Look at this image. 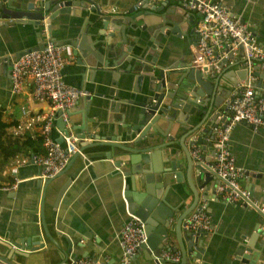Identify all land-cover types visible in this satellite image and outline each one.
Returning <instances> with one entry per match:
<instances>
[{
    "label": "crops",
    "instance_id": "1",
    "mask_svg": "<svg viewBox=\"0 0 264 264\" xmlns=\"http://www.w3.org/2000/svg\"><path fill=\"white\" fill-rule=\"evenodd\" d=\"M7 1L12 9L8 8L6 11L19 9L29 12L25 9L26 6L30 4L36 7L40 0H3L4 4ZM92 1L99 7L101 14L110 15V18L115 20L122 18V15L130 10L132 12L145 10L140 5L133 9L134 4L140 0ZM215 1L227 7L234 17L246 22L257 42L264 49V2L262 0ZM146 5L149 4L146 3ZM154 5L162 6L160 13H164L166 20L172 23L170 29L178 33L168 45L171 51L170 56H172L171 53L175 55L177 52L178 59L187 60L190 58L189 47L195 40L193 29L198 20V13L183 9L178 0H161ZM85 17L87 20L90 18L88 15ZM91 21L94 23H91L86 30L93 42L100 36L98 32L102 29L99 28V24L95 25V19ZM82 23L79 17L61 14L50 21L47 30L56 43L64 44L68 41L66 34L78 32ZM40 27V23L34 24L31 20L1 24L0 49L18 50L38 45L43 38ZM39 37H41L40 42H38ZM184 43L188 49L187 53L186 49L183 50ZM182 50L185 56L179 54ZM233 55V59H238L239 51L237 50ZM63 57L66 61L61 68L63 81L68 85L85 90L89 97V99L77 98L72 107L68 109V119L75 135L79 130L73 127L82 126L85 120L93 122L88 125L94 127L99 135H103L118 121L131 123V114H135L138 107L135 104L127 103L125 106L121 104L123 111H115L111 99L109 100L105 95H108L109 90H119L136 95L137 91L144 88L143 80L139 82L134 74L122 73L117 69L96 68L93 72L81 76L80 69L82 68L74 64L75 58L68 47H65ZM230 62L229 59L220 62L222 72L231 69ZM218 85L222 92L229 89L230 93H233L237 90L231 87L227 78L219 81ZM31 87L27 80L22 91L18 95H13L10 90L9 76L0 66V110L3 119L14 121V124L7 128V132L12 135L27 134L30 137H36L39 134L40 122L34 121L24 125L22 121L24 117L20 113L21 108L27 109L32 115L44 114L49 110L47 102L35 101L32 98ZM195 121L191 119L189 122L195 123ZM56 124L59 128L58 126L61 125L59 119ZM204 126L206 124L201 125V127ZM165 128L168 129L166 126ZM169 133L177 139L180 132H175L174 128H170ZM155 138H159V135L155 134ZM202 139L211 142L208 135ZM141 144L142 142L136 145L141 147ZM77 148L82 149L83 152L79 150L80 152H75L76 156L73 153L67 157L65 164L59 170H64V172L47 183L45 190L42 188L43 180L47 178L40 175L41 165L31 159V154L34 153H18L7 162L0 163V239L6 242L11 239L18 240L20 236L28 234L30 228L36 226L40 230L41 240L44 243L41 248L38 247L33 252L31 257L27 258L11 253L12 248L0 243V256L4 257L3 260L0 259V264H6L4 260L14 264H59L65 259L64 251L67 248L65 261L85 256L98 259L101 264H119L120 247L115 238L127 213L121 202L118 180L108 173L111 160L100 158L108 147L79 148L77 144ZM229 149L235 164L244 171V175L239 179V186L250 192V198L247 202L234 203H223L216 199L208 200L207 211L211 216L212 225L210 230L202 235V251L198 252V259L193 258V263L231 264L233 249L239 242H242V239H247L251 235L253 227H258L263 232L255 235L251 255L254 254V264H264V220H260L257 211L251 207L254 205L264 212V129L253 130L245 123H236L229 133ZM160 151L162 150L157 149L147 153H157L158 156ZM133 154L138 155V153ZM34 155H43V153ZM209 157H211V150L206 147L203 158L209 159ZM154 161L155 163L152 164L154 167L160 164L168 165V161L164 162L160 157ZM178 169L183 173L182 181L174 182L170 179L171 172L166 173L162 185H169L164 188L162 197L164 196L163 199L171 207H181L182 210L191 203L192 194L184 179L183 161ZM245 173L259 174V177L253 176L246 180ZM69 176H72V179L54 207L55 196ZM157 185H160V182ZM196 190L198 192L197 203H199L203 199L204 191L202 188ZM160 191L159 189L157 192L160 194ZM43 229L48 231L51 239L46 238ZM129 264L153 263L144 259L141 252L139 254L136 252L130 258Z\"/></svg>",
    "mask_w": 264,
    "mask_h": 264
},
{
    "label": "water",
    "instance_id": "2",
    "mask_svg": "<svg viewBox=\"0 0 264 264\" xmlns=\"http://www.w3.org/2000/svg\"><path fill=\"white\" fill-rule=\"evenodd\" d=\"M140 1V6L145 10L138 12L130 10L122 15V18L115 20L111 19L110 15L101 14L99 7L92 0H40L36 7L30 4L26 6L25 9L29 12L16 8L10 12L6 11L8 8L12 9V6L8 1L4 4L3 0H0V25L27 20L39 24L41 19L45 18L48 28L50 21L61 14L79 17L83 21L80 30L67 33L68 41L64 44L56 43L54 38L50 37L55 44L69 48L75 58L74 64L82 68L81 76L93 72L96 68L117 69L122 73L134 74L139 82L143 80L144 88L137 91L136 95L119 90H109L108 95H105L106 98L111 99L115 111H123L121 104L124 106L127 103L135 104L138 107L136 113L131 114L130 124L118 121L103 135H99L94 127L88 125L93 122L85 120L82 126L73 127L79 130L76 135L77 144L79 148L108 147L100 158L111 160L108 173L117 178L120 185L121 202L127 213L123 223L129 218V214L143 222L145 241L140 244L137 253L141 252L144 259L152 261L153 264H195L193 258H199L198 252L202 251L201 237L204 233L192 232L183 227L182 222L197 202L196 189H203L202 198L206 199L207 203L208 200L215 199L214 192L218 178L210 172L205 165L206 162L191 159L189 144L195 143L200 147V157L205 153L206 147L211 150L212 156L211 142L204 141L202 138L208 135L211 140L212 127L216 125L217 116L222 110L221 102L230 91L227 89L222 92L218 83L227 78L231 87L238 88L239 81L245 78L247 71L242 60L238 58L230 62L231 69L212 77L208 74L207 68L200 70L191 66L190 53V58L187 60L183 58V61L178 59L177 52L175 55L171 53L172 56H170L171 51L168 45L178 33L170 29L172 23L166 20L164 13H160L162 6L146 5L145 0ZM85 15L90 18L87 20ZM91 19H95V25L99 24V28L102 29L98 32L100 36L93 42L86 30L91 23H94ZM40 41L41 37L38 38V42ZM41 48L42 44L38 43L25 49H0V66L10 77L11 65L19 56ZM185 49L187 53L188 49L184 43L183 50ZM183 50L179 54L185 56ZM196 56L199 57L198 54ZM232 57L231 53H228L227 57L222 58L221 61ZM251 72L260 83L264 79V63H254ZM79 98L89 99L88 95ZM60 112V109H56L53 113L50 139L63 148V139L58 133L65 132L61 119L58 118ZM58 119L61 123L59 128L56 124ZM191 119H195V123H190ZM203 124L206 126L201 127ZM170 128L180 132L177 139L169 133ZM155 134L159 135V138H155ZM141 142V147H137L136 144ZM157 149L162 150L158 156L157 153H147ZM79 150L82 151V149ZM143 153L146 155H142ZM159 157L164 162L168 161V165L160 164L154 167L152 164ZM211 158H203V160L211 161ZM181 161L184 163V179L192 194L191 203L182 210L181 207H171L163 199L164 196L162 197L164 188L169 185H162L166 173L171 172L170 179L174 182L182 181L183 173L178 169ZM63 172L64 170L58 171L43 180V190L47 183ZM253 176L259 177V174L245 173L246 180ZM71 179L72 176H69L59 189L54 199V207ZM159 182L160 185H157ZM159 189L160 194L157 192ZM251 207L257 211L260 220H264V212L254 205ZM259 225H261L260 222ZM251 232L247 239H242V242L233 249L231 264H254V254L251 255L254 248L253 240L256 234H261L263 231L253 227ZM27 233L20 236L18 240L11 239L6 242L0 239V243L12 248L13 254L24 258L31 257L33 252L38 247L41 248L44 243L41 240L40 230L36 226L30 228ZM43 233L46 238L51 239L48 231L43 229ZM35 237L36 239H33ZM115 239L118 242V233ZM177 249L180 254L177 262L161 256V251ZM64 252L65 259L59 264L65 262L68 248ZM3 258L0 256V259L3 260ZM4 262L14 264L9 263L8 260Z\"/></svg>",
    "mask_w": 264,
    "mask_h": 264
},
{
    "label": "built area",
    "instance_id": "3",
    "mask_svg": "<svg viewBox=\"0 0 264 264\" xmlns=\"http://www.w3.org/2000/svg\"><path fill=\"white\" fill-rule=\"evenodd\" d=\"M161 0H145L147 4H155ZM180 6L188 11L198 13V20L194 26L195 40L189 47L191 66L207 68L210 76L222 72L221 59L228 53L234 57L239 51V58L246 69V75L239 81V87L233 93H228L221 102L222 110L217 116V123L212 127L211 146L213 154L211 161H204L200 157V147L189 144V155L193 160L206 162L217 178L215 199L223 203L238 201L247 202L250 192L239 186V179L244 175L243 169L235 164L229 149V133L231 128L239 122L249 125L253 130L264 129V79L258 83V78L252 75L254 63H264V49L257 42L248 24L234 17L230 10L215 0H178ZM140 5L136 2L133 9ZM40 31L43 36L42 48L26 52L19 56L11 65L10 90L18 95L25 82L31 84V95L35 101L47 102L49 110L44 114H31L21 108L24 117L23 124L38 121L43 155L31 154V159L42 167L40 175L49 178L56 174L65 164L67 157L80 152L77 148V137L71 129L68 119V109L77 98L86 96L83 89L66 84L61 75V68L65 64L63 53L65 46L55 44L47 30L45 18L41 19ZM199 55V57L196 56ZM233 57L227 60H233ZM210 68V69H209ZM60 109L59 118L65 132L59 131L64 143L60 147L50 139V126L53 113ZM223 117V119H222ZM222 119V120H221ZM183 227L192 232L206 233L211 228V216L207 211V200L196 202L194 207L184 217ZM145 234L143 222L134 215L123 223L118 231V245L120 247L119 264H129L130 258L144 243ZM165 259L177 261L179 252L161 251ZM61 264H101L92 257H76Z\"/></svg>",
    "mask_w": 264,
    "mask_h": 264
},
{
    "label": "trees",
    "instance_id": "4",
    "mask_svg": "<svg viewBox=\"0 0 264 264\" xmlns=\"http://www.w3.org/2000/svg\"><path fill=\"white\" fill-rule=\"evenodd\" d=\"M14 124V121H6L2 118L0 110V163L7 162L15 154H42L41 136L36 137L24 135H12L7 128Z\"/></svg>",
    "mask_w": 264,
    "mask_h": 264
}]
</instances>
